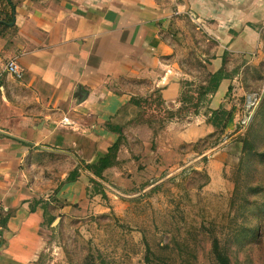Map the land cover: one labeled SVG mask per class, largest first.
Masks as SVG:
<instances>
[{
    "label": "crops",
    "instance_id": "1",
    "mask_svg": "<svg viewBox=\"0 0 264 264\" xmlns=\"http://www.w3.org/2000/svg\"><path fill=\"white\" fill-rule=\"evenodd\" d=\"M263 32L264 0H0V264H40L55 228L101 207L109 183L179 169L177 146L215 131L210 111H235L227 96ZM221 66L229 75L196 114L157 112L177 110L184 82L204 84ZM119 137L100 178L80 166Z\"/></svg>",
    "mask_w": 264,
    "mask_h": 264
},
{
    "label": "rangeland",
    "instance_id": "2",
    "mask_svg": "<svg viewBox=\"0 0 264 264\" xmlns=\"http://www.w3.org/2000/svg\"><path fill=\"white\" fill-rule=\"evenodd\" d=\"M259 37L257 61L239 66L227 96L235 121L179 144L177 170L162 165L108 182L101 207L50 234L40 264H216L213 239L233 264H264V32ZM191 83L185 88L193 91Z\"/></svg>",
    "mask_w": 264,
    "mask_h": 264
},
{
    "label": "trees",
    "instance_id": "3",
    "mask_svg": "<svg viewBox=\"0 0 264 264\" xmlns=\"http://www.w3.org/2000/svg\"><path fill=\"white\" fill-rule=\"evenodd\" d=\"M228 75L229 74L225 71L224 66H221L217 71L209 75V78L205 81L204 84H197L196 89L193 91L187 90V88H185L191 86L192 83L187 81L184 82L185 87L181 92V96L179 98V101L181 102L180 107L177 110L172 111L167 109L163 110L162 107L158 109L159 107L155 106L157 107L156 108L157 112L158 111L161 112L162 116H166V117L176 116L177 118H184L188 114H196L198 112L199 106H201L207 101L206 99L207 94L214 92L220 80L226 78ZM156 100H157L156 102L160 104L158 97H156ZM188 102L191 103V107H192L191 111L187 110ZM144 108L145 111H147L146 106ZM150 108L151 106H149V109ZM184 109L187 111H185V113L182 114L181 112ZM164 113H166V115ZM230 116H231V110L228 111L223 107H219L217 110L210 111V115L207 118V122L215 128V131L223 130ZM119 145H120V137L113 145H111L108 148L107 153L103 157H101L97 162L88 165H84L83 163H81L80 166L86 167L87 169H89V171L94 177L100 178L103 170L108 166L112 165L113 163H115V157ZM80 166L79 167L77 166L73 171L69 173V175L66 177L67 181H71L76 178ZM91 182L94 183L95 186H98V183L94 180V178H91ZM5 220L6 217L1 218L0 223L4 225ZM212 248H213L212 251H213V256L216 260V264H233L231 263L229 257L221 250L219 246V241L217 239L212 240Z\"/></svg>",
    "mask_w": 264,
    "mask_h": 264
},
{
    "label": "built area",
    "instance_id": "4",
    "mask_svg": "<svg viewBox=\"0 0 264 264\" xmlns=\"http://www.w3.org/2000/svg\"><path fill=\"white\" fill-rule=\"evenodd\" d=\"M5 70L9 73H13L17 76L20 75V69L17 63L14 60H10L7 62L5 66ZM242 123L244 122L243 120L241 121ZM59 124L61 126H66V127H72L74 126V123L72 120H70L68 117H63L60 121ZM4 232V225L0 223V240L2 239Z\"/></svg>",
    "mask_w": 264,
    "mask_h": 264
},
{
    "label": "water",
    "instance_id": "5",
    "mask_svg": "<svg viewBox=\"0 0 264 264\" xmlns=\"http://www.w3.org/2000/svg\"><path fill=\"white\" fill-rule=\"evenodd\" d=\"M85 93L83 90H80V94ZM233 122V119L230 117L228 120V125Z\"/></svg>",
    "mask_w": 264,
    "mask_h": 264
}]
</instances>
